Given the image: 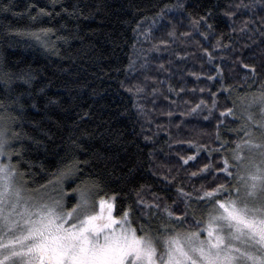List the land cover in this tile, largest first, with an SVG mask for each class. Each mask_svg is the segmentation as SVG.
I'll use <instances>...</instances> for the list:
<instances>
[{"label":"snow or ice","instance_id":"1","mask_svg":"<svg viewBox=\"0 0 264 264\" xmlns=\"http://www.w3.org/2000/svg\"><path fill=\"white\" fill-rule=\"evenodd\" d=\"M176 7L186 12L196 5L178 3ZM239 8L247 10L245 15L252 13L250 20L243 22L241 31L253 42L260 36L256 46L264 45V0L233 4L226 15H238ZM38 11L52 15L45 9ZM171 11L165 7L161 15ZM0 12H11L10 0H0ZM187 16L201 39L207 42L215 35L209 22L211 11ZM201 27L206 31H200ZM16 35L19 33L9 30L5 38ZM149 35L143 33L148 50L170 48L166 40L151 44ZM176 35L168 33L173 41ZM180 35L185 40L193 37L192 32ZM195 47L201 49L209 63L213 61L212 52L199 44ZM215 49L231 51L232 45H225L221 39ZM172 55L176 61H183L195 53ZM236 63L246 74L242 84L228 87L222 84L217 92L208 89L209 107L204 100L194 105L181 100L186 89L168 83L173 74L172 61L154 65L155 75H147L144 72L149 61L144 57L140 65L143 80L135 86V93L154 106L156 98L162 97L168 108L160 110L161 115L170 123L179 121L174 125L177 131L184 129L189 122L187 117L207 111L208 115L203 116L207 120L213 110L223 107L216 115L217 131L208 137L211 143L177 140L192 153L175 157L187 177L207 179L211 175L214 179L198 189L189 184L186 190L183 184L176 186L179 179L173 172L178 169H165L167 175L160 177L165 185L161 191L175 189L184 207L177 205L171 196L167 199L173 203L167 204L164 196L146 189L151 193L147 201L137 193L133 205L121 204L118 210V197L104 191L107 164L95 171L92 161H77L69 156L46 183L32 192L24 186L23 176L27 173L20 168L27 167L21 163L22 145L27 141L20 130L23 97L17 95V89L30 86L33 77L31 72L12 71L16 66L9 61L0 63V264H264V84L258 92L246 91L250 83L264 79V54L258 64L242 59ZM214 71L216 75L207 76V80H223L224 69L219 64ZM161 74L166 79H159ZM191 75L201 79L196 73ZM218 96L226 97L225 105L218 104ZM181 104L185 111H174ZM137 111L149 113L143 102L138 103ZM228 118L240 123V128H229L225 123ZM222 135L236 139L226 141ZM76 147L74 143L73 148ZM201 153L210 162L197 171L187 172L190 162L195 164ZM216 158L219 162L213 163Z\"/></svg>","mask_w":264,"mask_h":264},{"label":"trees","instance_id":"2","mask_svg":"<svg viewBox=\"0 0 264 264\" xmlns=\"http://www.w3.org/2000/svg\"><path fill=\"white\" fill-rule=\"evenodd\" d=\"M10 3L11 12H0V63L9 61L16 66L12 71L31 72L33 77L30 86L17 89V95L23 97L20 130L27 141L22 145L21 158L27 167H21L20 171L27 173L23 183L29 192L46 183L69 156L77 161H92L95 171L108 165L104 191L118 197L117 210L121 204L133 205L137 193L147 201L151 193L146 189L164 196L167 204L173 203L167 199L171 196L177 205L184 207L175 189L161 191L165 185L160 177L167 175L165 169H178L173 172L179 179L176 186L183 184L186 190L189 184L198 189L212 182L211 175L207 179L187 177L175 157L192 153L177 140L211 143L208 137L217 131L216 115L223 107L213 110L207 120L203 119L207 111L187 117L189 122L182 131H177L174 125L179 121L170 123L161 115L160 110L168 108L162 97L156 98L154 106L136 95L135 86L143 80L140 65L144 57L149 61L144 72L147 75H155L154 65L172 61L173 74L168 83L186 89L181 100L193 105L204 100L211 107L207 90L217 92L222 84L224 87L242 84L246 74L236 62L242 59L258 64L264 54V45L256 46L261 37L256 36L253 42L241 31L243 22L250 20L252 13L245 15L247 10L239 8L238 15H226L233 4L251 0H10ZM178 3H195L196 7H188L185 12L176 7ZM165 7L172 11L161 15ZM39 9L52 15L41 14ZM204 10L213 13L209 22L215 33L207 42L195 34L187 16V13L203 14ZM9 30L19 35L5 38ZM200 31L206 30L201 27ZM169 32L177 34L174 41ZM186 32L193 33L192 39L181 37ZM143 33L150 34L151 44L166 40L170 48L148 50ZM221 39L225 45H232L231 51L215 49ZM196 44L212 52L211 63ZM185 51L195 55L183 61H176L172 55L173 52L184 55ZM218 64L224 69L223 80H207V76L216 75L214 69ZM159 79L166 77L161 74ZM261 84L264 79L250 83L246 91L258 92ZM199 88L206 91H192ZM217 101L225 105L226 97L218 96ZM139 102L149 113L137 111ZM174 111H185L183 104ZM225 123L231 129L241 126L231 118ZM222 139L236 137L222 135ZM74 143L78 147L73 148ZM209 162L201 153L195 164L190 162L187 172L197 171ZM200 218L198 215L197 219Z\"/></svg>","mask_w":264,"mask_h":264}]
</instances>
